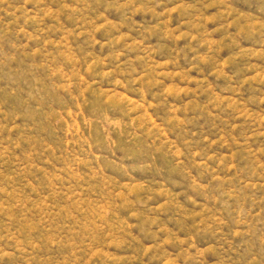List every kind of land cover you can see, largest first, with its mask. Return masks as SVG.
Here are the masks:
<instances>
[{
	"label": "rangeland",
	"instance_id": "1",
	"mask_svg": "<svg viewBox=\"0 0 264 264\" xmlns=\"http://www.w3.org/2000/svg\"><path fill=\"white\" fill-rule=\"evenodd\" d=\"M0 264H264V0H0Z\"/></svg>",
	"mask_w": 264,
	"mask_h": 264
}]
</instances>
